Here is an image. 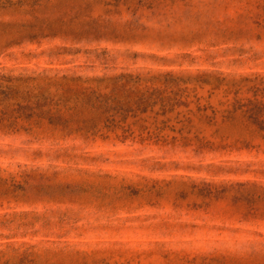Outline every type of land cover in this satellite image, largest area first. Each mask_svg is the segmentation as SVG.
I'll use <instances>...</instances> for the list:
<instances>
[{
  "label": "rangeland",
  "instance_id": "374dc122",
  "mask_svg": "<svg viewBox=\"0 0 264 264\" xmlns=\"http://www.w3.org/2000/svg\"><path fill=\"white\" fill-rule=\"evenodd\" d=\"M35 1L0 0V264H264V0Z\"/></svg>",
  "mask_w": 264,
  "mask_h": 264
},
{
  "label": "trees",
  "instance_id": "16d2710c",
  "mask_svg": "<svg viewBox=\"0 0 264 264\" xmlns=\"http://www.w3.org/2000/svg\"><path fill=\"white\" fill-rule=\"evenodd\" d=\"M7 1L9 2V0H7ZM39 1L40 0L35 1V3H33V5H35L37 7L40 6L39 5ZM30 11L33 14V17H34L33 19L36 22H39V23L42 24L40 31L46 32V31H49L51 29V24H50L49 20L47 18H44L43 15L39 14L40 9H34L33 8ZM28 14H30V13H28ZM2 25H5V23L4 22H0V26H2ZM44 32H42V35H44ZM37 35H39V34H35L34 36H37Z\"/></svg>",
  "mask_w": 264,
  "mask_h": 264
}]
</instances>
